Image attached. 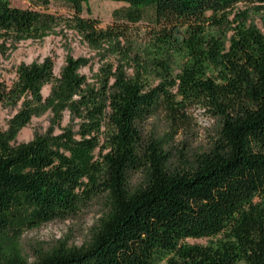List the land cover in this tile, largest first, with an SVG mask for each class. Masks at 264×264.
<instances>
[{
	"label": "trees",
	"instance_id": "trees-1",
	"mask_svg": "<svg viewBox=\"0 0 264 264\" xmlns=\"http://www.w3.org/2000/svg\"><path fill=\"white\" fill-rule=\"evenodd\" d=\"M29 1L0 0L4 44L53 33L63 19L50 11L58 1L103 61L88 75L90 60L69 54L57 74L49 55L0 83V102L16 109L7 129L0 123V264H264V18L259 26L236 7L260 10L264 0H111L127 6L107 26L83 15L91 0ZM142 22L153 44L146 54L134 45ZM193 106L220 118L219 136L172 170L168 141L149 120L161 111L187 122ZM47 112L53 124L67 113L72 122L13 144ZM98 202L87 243L25 255L24 231ZM200 237L212 240L187 241Z\"/></svg>",
	"mask_w": 264,
	"mask_h": 264
},
{
	"label": "rangeland",
	"instance_id": "rangeland-1",
	"mask_svg": "<svg viewBox=\"0 0 264 264\" xmlns=\"http://www.w3.org/2000/svg\"><path fill=\"white\" fill-rule=\"evenodd\" d=\"M13 5L27 7L29 0H11ZM127 4L111 0H91L85 4L83 15L97 17L102 26H107L114 21V11L126 7ZM237 9L247 8L250 19L257 25L262 26L264 18V5L258 10L255 5L238 3ZM50 11L57 12L63 16L62 22L55 28L53 33L42 40H22L11 48L10 43L4 44L0 40V83H13L16 78L17 67L22 62H32L35 59H45L46 56H53L55 60V71L58 74L65 65L69 54L74 57H86L90 60V65L82 69L88 75L92 71H97L102 64V57L99 50L84 40L82 36L72 27L71 12L60 2L54 1L50 5ZM142 33L134 39L136 48L144 52L152 51V37L148 33L146 24H138ZM144 30V31H143ZM3 43V45H2ZM151 48V49H150ZM109 58H106L107 61ZM181 58L175 56L172 68L174 73L179 71ZM51 90V85L47 84L43 88V94L47 96ZM187 122L171 119L164 112H157L150 118V129L167 139V148L170 149L171 158L168 166L172 170L186 168L195 157L194 154L209 149L218 139L221 120L199 106L189 109ZM16 109L5 107L0 102V123L3 129H7L11 117ZM52 114L47 112L41 116H33L30 123L22 128L12 141L13 144H21L32 140L39 135L58 133L63 128L71 124V119L67 113L61 124H53ZM75 123V122H73ZM144 180L143 173H134L131 176L132 186H138ZM102 204H93L89 208L82 210L79 214L64 219L55 220L33 229L24 231L20 238V244L25 255L30 261L37 259L40 250H47L58 244L60 241L68 245L81 246L87 243L92 236V228L97 223L101 215ZM211 237L188 238L191 243L207 244Z\"/></svg>",
	"mask_w": 264,
	"mask_h": 264
}]
</instances>
